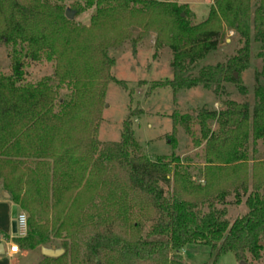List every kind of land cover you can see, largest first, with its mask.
<instances>
[{"label":"trees","instance_id":"trees-1","mask_svg":"<svg viewBox=\"0 0 264 264\" xmlns=\"http://www.w3.org/2000/svg\"><path fill=\"white\" fill-rule=\"evenodd\" d=\"M255 1L252 9L253 0H214L208 17L192 23L189 5L175 0H85L96 12L90 26H84L69 19L59 2L0 0V41L11 46V73L0 72V177L12 201L29 212L26 235L16 237L19 247L42 245L45 236L36 213L65 204L58 230L73 236L80 224L90 221L93 233L81 256H45L48 264H182L171 260L169 252L192 243L210 246L213 264L229 251L240 261L247 253L256 260L262 257L264 172L259 168L246 197L248 212L229 222L225 209L213 202L225 203L230 187L239 201L240 188L248 192L246 177L227 185L214 180L198 185L176 170L172 175L175 154L156 160L142 154L131 114L122 122L118 141L97 136L107 84L115 81L127 88L112 74L115 59L108 51L128 34L110 36L109 31L123 15L133 14L148 17L145 27L156 32L157 49H171L173 77L153 85L170 87L174 94L198 85L214 90L222 82L240 85L236 73L250 59L252 21L254 39L261 45L263 84L255 89L252 109L248 102L234 100L219 111L202 107L205 135L216 136L206 126L208 118L218 123L222 136L233 134L224 154L227 161L210 157L208 174L238 156V146L250 131L255 141L264 140V0ZM74 9L79 12L83 5L75 3ZM227 30L237 32L244 45L226 62L206 65L192 75L194 64L217 49ZM25 59L54 61V75L27 82ZM63 90L70 92L69 100ZM172 118L188 129L184 115ZM169 143L175 147L176 139ZM173 181L175 189H170ZM122 217L136 229L134 234L118 231Z\"/></svg>","mask_w":264,"mask_h":264},{"label":"rangeland","instance_id":"rangeland-1","mask_svg":"<svg viewBox=\"0 0 264 264\" xmlns=\"http://www.w3.org/2000/svg\"><path fill=\"white\" fill-rule=\"evenodd\" d=\"M59 2L64 9L75 12L73 18L75 22L90 26L91 18L96 12V7H87L85 0H51ZM179 3H187L190 8L189 19L192 23H199L208 17L209 9L214 0H175ZM75 3H81L83 9L76 12ZM256 7L253 0L252 9ZM147 16L127 14L123 15L116 27L109 31L110 36H115L120 32L128 34L125 40L116 46L109 48V55L115 59V65L111 68L112 74L124 80L127 88L110 81L107 84V92L102 108V121L98 129V138L101 141H118L122 128V122L128 115H132L135 137L141 145V153L151 160H156L159 156L171 158L175 154V163L172 164L173 171L176 170L186 177L192 184L205 185L206 183L224 182L231 184L239 177H246L248 181V192L244 193L240 188L239 201L231 188V192L226 197L225 203L214 200V207L225 209V218L233 222L236 218L248 212L246 197L250 192L253 183V171L259 168L264 172V140H254L252 132H249L247 141L238 146V156L230 158V162L216 173H210L209 158L215 161H227L224 158L228 150V145L233 136L229 132L226 137L218 130V123L213 119H205L209 130L215 132V137L210 132L205 135L200 123V112L202 107L210 110H222L226 107L225 102L234 100L236 102H248L250 108L255 103V89L263 84L261 71L263 68L262 58L259 54L260 43L254 39L253 22L250 28L251 53L246 67L236 76H240V85L234 82H222L217 90L205 88L198 85L191 89L180 90L176 94L170 87H154L153 83L173 77L171 62L173 53L168 46L156 48V32L145 27ZM244 45V41L234 30H227L224 38L217 49L211 51L203 59L198 60L190 70L192 75H197L199 70L206 65H215L226 62L234 56L238 49ZM11 46L0 41V72L11 73ZM55 62L43 59L34 61L25 59V80L27 82H37L44 76H53ZM215 86V85H213ZM240 86L246 88L242 91ZM61 95L69 100L70 92L63 90ZM184 115L188 121L187 127L178 119L174 123L172 115ZM176 139L175 147H171L170 138ZM256 164V165H254ZM209 169V172H208ZM3 186V180L0 177ZM174 181L170 189H175ZM224 186V185H223ZM63 205L58 208L45 206L44 210L36 213V219L44 232L45 248L62 250V253L81 256L85 250V241L93 233L90 221H84L77 227L73 236H66L65 231L58 230L60 216L63 212ZM12 206L6 198L0 199V229L10 231L12 228ZM18 209L29 212L17 205ZM204 211H209L207 204L203 206ZM116 228L123 231V234H134L136 229L128 223L126 218H121ZM138 231V230H137ZM73 232V233H74ZM58 234V235H57ZM48 236V237H47ZM17 242L16 238H11L9 244ZM18 243V242H17ZM19 244V243H18ZM20 249H22L20 247ZM215 252L211 247L202 243H192L186 245L180 251L169 252L171 260L179 261L182 264H213ZM39 260V259H38ZM245 264H264V254L259 260L252 258L247 253L243 260ZM22 264H48L45 255L42 254L40 260L35 258H25ZM216 264H241L236 255L229 251L221 254Z\"/></svg>","mask_w":264,"mask_h":264},{"label":"crops","instance_id":"crops-1","mask_svg":"<svg viewBox=\"0 0 264 264\" xmlns=\"http://www.w3.org/2000/svg\"><path fill=\"white\" fill-rule=\"evenodd\" d=\"M11 202V204H15L12 199H6ZM20 210V209H18ZM19 237L16 233H13L12 228L10 231H2L0 229V242L3 244V246L0 245V264H22V260H25V258H35V261L40 260V257L42 256V247L40 248H22L19 250V252H11L9 249V240L11 238ZM39 259V260H38Z\"/></svg>","mask_w":264,"mask_h":264},{"label":"water","instance_id":"water-1","mask_svg":"<svg viewBox=\"0 0 264 264\" xmlns=\"http://www.w3.org/2000/svg\"><path fill=\"white\" fill-rule=\"evenodd\" d=\"M66 16L69 19H73L75 17V12L70 10V9H67L66 10ZM2 196L6 199L11 198V195L6 190H2ZM17 213H18V206L16 204H14L12 206V213H11L13 233L17 232V223H16ZM0 245L3 246V244L1 242H0ZM54 249H55V246L53 245L51 249L42 247L41 251H42L43 255L52 256V257H56V256H59L62 254V250H54ZM241 264H245V263L243 261H241Z\"/></svg>","mask_w":264,"mask_h":264},{"label":"built area","instance_id":"built-area-1","mask_svg":"<svg viewBox=\"0 0 264 264\" xmlns=\"http://www.w3.org/2000/svg\"><path fill=\"white\" fill-rule=\"evenodd\" d=\"M2 184L0 182V199L3 198L2 196ZM16 223H17V232L16 234L19 236L26 235L27 228H28V216L26 212L22 210H18L17 217H16ZM9 249L11 252H19L20 247L16 242H13L10 244Z\"/></svg>","mask_w":264,"mask_h":264}]
</instances>
